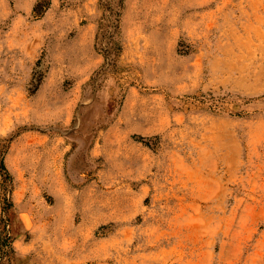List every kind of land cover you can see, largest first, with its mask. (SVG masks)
Here are the masks:
<instances>
[{
  "label": "rangeland",
  "instance_id": "374dc122",
  "mask_svg": "<svg viewBox=\"0 0 264 264\" xmlns=\"http://www.w3.org/2000/svg\"><path fill=\"white\" fill-rule=\"evenodd\" d=\"M0 264H264V0H0Z\"/></svg>",
  "mask_w": 264,
  "mask_h": 264
}]
</instances>
